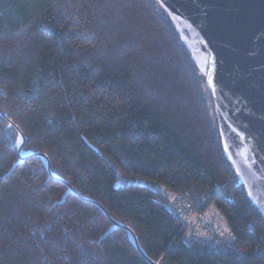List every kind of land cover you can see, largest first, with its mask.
I'll list each match as a JSON object with an SVG mask.
<instances>
[{
    "label": "trees",
    "instance_id": "16d2710c",
    "mask_svg": "<svg viewBox=\"0 0 264 264\" xmlns=\"http://www.w3.org/2000/svg\"><path fill=\"white\" fill-rule=\"evenodd\" d=\"M21 142L38 155L14 167ZM68 188L157 264H264L205 75L155 0H0V264H149ZM165 195L204 199L236 251L185 242Z\"/></svg>",
    "mask_w": 264,
    "mask_h": 264
},
{
    "label": "water",
    "instance_id": "95a60500",
    "mask_svg": "<svg viewBox=\"0 0 264 264\" xmlns=\"http://www.w3.org/2000/svg\"><path fill=\"white\" fill-rule=\"evenodd\" d=\"M173 22L181 42L195 64L205 61V83L211 96L223 153L237 185L243 186L252 205L264 218V0H155ZM198 66V65H197ZM199 68V67H198ZM18 162L38 154L20 156ZM43 158L51 175L47 158ZM13 167V169H14ZM69 194L95 205L110 221L104 234L122 229L135 251L149 264L135 234L109 218L96 202Z\"/></svg>",
    "mask_w": 264,
    "mask_h": 264
},
{
    "label": "built area",
    "instance_id": "2783aa9c",
    "mask_svg": "<svg viewBox=\"0 0 264 264\" xmlns=\"http://www.w3.org/2000/svg\"><path fill=\"white\" fill-rule=\"evenodd\" d=\"M166 208L193 240L211 241L216 252H233L235 238L221 228L217 219L207 213L205 200L200 202L182 195H165Z\"/></svg>",
    "mask_w": 264,
    "mask_h": 264
},
{
    "label": "rangeland",
    "instance_id": "374dc122",
    "mask_svg": "<svg viewBox=\"0 0 264 264\" xmlns=\"http://www.w3.org/2000/svg\"><path fill=\"white\" fill-rule=\"evenodd\" d=\"M197 65H198V67H199V70H200V72L202 73V74H204V72H205V61H200L199 63L197 62ZM142 184H148V185H150L149 183H146V182H142ZM155 189L156 190H158V191H161L162 189L160 188V187H155ZM213 212H215L214 211V209L213 208H210ZM215 214H217L216 212H215ZM224 223V222H223ZM220 225V224H219ZM224 226L226 227V225H225V223H224ZM222 228V227H221ZM193 239H191V238H189V237H186L185 238V242H187V243H190L191 241H192Z\"/></svg>",
    "mask_w": 264,
    "mask_h": 264
},
{
    "label": "crops",
    "instance_id": "0c3cea01",
    "mask_svg": "<svg viewBox=\"0 0 264 264\" xmlns=\"http://www.w3.org/2000/svg\"><path fill=\"white\" fill-rule=\"evenodd\" d=\"M207 213L212 216L213 218L217 219L218 223L220 224V226L222 227L223 230L227 231V227L224 226L223 221L220 219V217L215 214V212H213L211 209L207 210Z\"/></svg>",
    "mask_w": 264,
    "mask_h": 264
}]
</instances>
